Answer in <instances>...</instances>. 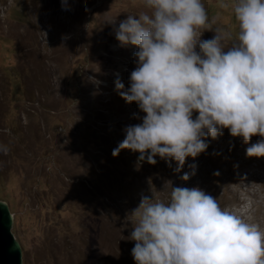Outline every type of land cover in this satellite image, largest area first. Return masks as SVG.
<instances>
[{
  "label": "rangeland",
  "instance_id": "1",
  "mask_svg": "<svg viewBox=\"0 0 264 264\" xmlns=\"http://www.w3.org/2000/svg\"><path fill=\"white\" fill-rule=\"evenodd\" d=\"M202 2L213 27L235 34L234 0ZM144 11L142 0H0V200L22 264H136L131 214L142 197L167 202L172 187H198L264 231V157L246 155L258 135L208 136L179 173L175 160L112 155L146 115L115 88L130 87L138 48L114 29Z\"/></svg>",
  "mask_w": 264,
  "mask_h": 264
},
{
  "label": "clouds",
  "instance_id": "2",
  "mask_svg": "<svg viewBox=\"0 0 264 264\" xmlns=\"http://www.w3.org/2000/svg\"><path fill=\"white\" fill-rule=\"evenodd\" d=\"M142 4L147 11L114 29L121 46L138 48L130 87L117 79L115 88L146 115L127 127L112 155L129 149L139 161L154 165L159 156L170 167L175 160L179 173L187 157L206 151V137L226 128L245 143L261 137L246 155L264 157V0H234L235 34L213 27L202 0ZM206 30L213 38L201 39ZM190 168L194 175L196 165ZM131 216L136 264H264V231L198 187H172L167 202L142 197Z\"/></svg>",
  "mask_w": 264,
  "mask_h": 264
},
{
  "label": "water",
  "instance_id": "3",
  "mask_svg": "<svg viewBox=\"0 0 264 264\" xmlns=\"http://www.w3.org/2000/svg\"><path fill=\"white\" fill-rule=\"evenodd\" d=\"M139 155L137 152L136 159L141 163ZM12 222L13 215L8 204L0 200V264H22L21 246L11 231Z\"/></svg>",
  "mask_w": 264,
  "mask_h": 264
},
{
  "label": "bare ground",
  "instance_id": "4",
  "mask_svg": "<svg viewBox=\"0 0 264 264\" xmlns=\"http://www.w3.org/2000/svg\"><path fill=\"white\" fill-rule=\"evenodd\" d=\"M201 39H205L204 36H201Z\"/></svg>",
  "mask_w": 264,
  "mask_h": 264
}]
</instances>
